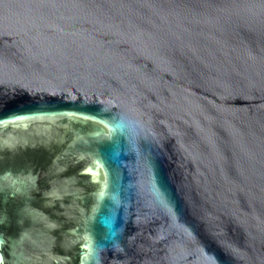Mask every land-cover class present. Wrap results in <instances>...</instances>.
<instances>
[{
	"label": "water",
	"instance_id": "95a60500",
	"mask_svg": "<svg viewBox=\"0 0 264 264\" xmlns=\"http://www.w3.org/2000/svg\"><path fill=\"white\" fill-rule=\"evenodd\" d=\"M0 264H264V0H0Z\"/></svg>",
	"mask_w": 264,
	"mask_h": 264
}]
</instances>
